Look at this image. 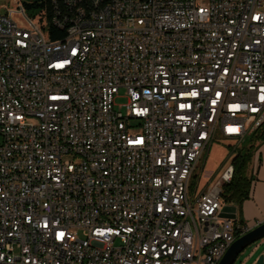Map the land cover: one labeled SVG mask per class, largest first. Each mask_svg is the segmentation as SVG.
<instances>
[{"label":"built area","instance_id":"built-area-1","mask_svg":"<svg viewBox=\"0 0 264 264\" xmlns=\"http://www.w3.org/2000/svg\"><path fill=\"white\" fill-rule=\"evenodd\" d=\"M4 10L0 264H218L233 155L191 182L264 125V0H53L65 45Z\"/></svg>","mask_w":264,"mask_h":264},{"label":"trees","instance_id":"trees-1","mask_svg":"<svg viewBox=\"0 0 264 264\" xmlns=\"http://www.w3.org/2000/svg\"><path fill=\"white\" fill-rule=\"evenodd\" d=\"M22 6L27 16L47 31L50 40L55 42L63 39L65 32L54 28L50 23L53 0H26ZM261 143H264V125L249 135L243 144L233 152V175L230 182L223 186L221 192L223 202L236 207L241 224H243V220L240 216V208L244 201L250 198L253 186V178L248 173V167L255 150Z\"/></svg>","mask_w":264,"mask_h":264},{"label":"rangeland","instance_id":"rangeland-1","mask_svg":"<svg viewBox=\"0 0 264 264\" xmlns=\"http://www.w3.org/2000/svg\"><path fill=\"white\" fill-rule=\"evenodd\" d=\"M24 1L26 0H0V14L5 12L4 8L14 10L16 8V4L22 5ZM123 102L124 100L121 98L115 100L116 105H120ZM229 144V141L216 137L210 144L209 148H207L203 153L198 168L195 170L194 178L191 182L193 184V187L196 185L198 191L204 188L211 177L213 178L219 176L226 165L229 164V159H231L230 157L233 154L231 148L228 147ZM259 146L261 148V151L263 152L262 160L264 161V143H261ZM259 159L261 160L260 157L254 155L248 167V173L252 176L253 183H255L257 179V167H255L253 172H251V169ZM259 175L260 171L258 174V178ZM262 240H264V238L250 245L244 251H242L236 258L234 264H243L248 254L252 251L253 248L257 247ZM262 249L263 246L261 247V250Z\"/></svg>","mask_w":264,"mask_h":264},{"label":"crops","instance_id":"crops-1","mask_svg":"<svg viewBox=\"0 0 264 264\" xmlns=\"http://www.w3.org/2000/svg\"><path fill=\"white\" fill-rule=\"evenodd\" d=\"M262 155L263 152L260 150V166L257 171L256 182L253 183L250 192V198L244 201L240 208L241 219L250 229L257 224L264 222V161L262 160ZM259 171L260 175L258 178ZM230 206L231 207L225 208V210L230 214V216H236L239 219L236 207L232 205ZM262 246L263 249L261 250ZM261 254H264V240H262L257 247L252 249V251L245 258L243 264H256V260Z\"/></svg>","mask_w":264,"mask_h":264},{"label":"water","instance_id":"water-1","mask_svg":"<svg viewBox=\"0 0 264 264\" xmlns=\"http://www.w3.org/2000/svg\"><path fill=\"white\" fill-rule=\"evenodd\" d=\"M262 238H264V222L255 225L246 234L235 240L218 264H234L242 251ZM256 264H264V254L259 255Z\"/></svg>","mask_w":264,"mask_h":264},{"label":"bare ground","instance_id":"bare-ground-1","mask_svg":"<svg viewBox=\"0 0 264 264\" xmlns=\"http://www.w3.org/2000/svg\"><path fill=\"white\" fill-rule=\"evenodd\" d=\"M64 29H73V19L64 20ZM65 35L60 41H52V45H65V41H68V32L64 31Z\"/></svg>","mask_w":264,"mask_h":264},{"label":"snow or ice","instance_id":"snow-or-ice-1","mask_svg":"<svg viewBox=\"0 0 264 264\" xmlns=\"http://www.w3.org/2000/svg\"><path fill=\"white\" fill-rule=\"evenodd\" d=\"M62 235V234H61Z\"/></svg>","mask_w":264,"mask_h":264}]
</instances>
